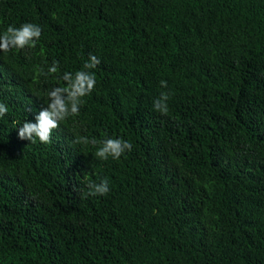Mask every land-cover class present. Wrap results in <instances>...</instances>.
I'll return each instance as SVG.
<instances>
[{
	"label": "trees",
	"instance_id": "1",
	"mask_svg": "<svg viewBox=\"0 0 264 264\" xmlns=\"http://www.w3.org/2000/svg\"><path fill=\"white\" fill-rule=\"evenodd\" d=\"M25 23L36 48L0 52V264H264V0H0V34ZM90 54L79 115L20 140Z\"/></svg>",
	"mask_w": 264,
	"mask_h": 264
},
{
	"label": "clouds",
	"instance_id": "2",
	"mask_svg": "<svg viewBox=\"0 0 264 264\" xmlns=\"http://www.w3.org/2000/svg\"><path fill=\"white\" fill-rule=\"evenodd\" d=\"M42 34L39 25L25 23L19 28L9 26L3 34H0V52L8 53L12 50L35 49ZM101 63L95 56H89L88 61L83 65V69L63 73L60 79L64 82L62 86L55 87L46 92V106L35 116V122L25 121L18 129L20 140H27L35 144L39 141L42 144L51 143L52 133L59 127L60 122L67 120L70 116H78L80 108L84 104V97L91 95L96 86V75L92 71ZM59 70L57 62L48 68L47 73L43 69H38L37 75H52ZM160 86L167 88V81L161 80ZM170 94L162 92L160 97L153 102L154 110L167 115L169 111L168 101ZM9 109L6 104L0 102V118H3ZM73 143L99 147L95 151V156L100 160H108L111 157L118 160L123 155L132 151L131 142L121 138H106L98 142L95 138L89 139L84 136H77ZM87 196H105L109 193V180L101 179L99 183L90 182L86 185Z\"/></svg>",
	"mask_w": 264,
	"mask_h": 264
}]
</instances>
